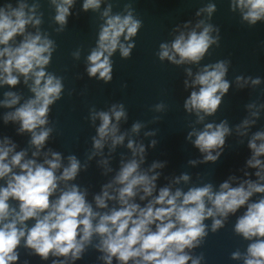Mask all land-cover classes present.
<instances>
[{"label":"clouds","instance_id":"1","mask_svg":"<svg viewBox=\"0 0 264 264\" xmlns=\"http://www.w3.org/2000/svg\"><path fill=\"white\" fill-rule=\"evenodd\" d=\"M101 2L84 0L83 10H99ZM52 3L56 8L55 21L61 26L57 31H63L74 0H60L59 3L52 0ZM125 8L127 14L124 15H111V4L102 12L101 18L105 22L100 27L96 48L87 57L89 77L108 83L112 80V55L119 50L123 58H130L135 43H123L121 37L124 41H132L142 27V21L133 16L130 5ZM231 8L233 11L238 8L243 21L249 26L264 21V0H232ZM35 10V5L29 8L23 0L16 8L11 4L0 7V45H3L0 48V85L14 87L23 76L26 85L29 80L32 81L29 88L33 93L32 98L15 107L21 96L6 92L0 106L15 110L5 114L4 122H18V132L31 133L30 145L36 149L31 154L33 158H26L27 150L15 151L16 145L7 137L0 141V180L6 181V186L0 187V264H16L19 259L17 250L22 241L23 247L31 249L43 260H48L50 255L64 258L54 259L52 264H69V261L79 260L89 246L103 254L98 259L104 264H113L114 258L117 264H201L204 253L194 257L190 250L200 247L208 236L209 226L204 222L211 219L210 231L216 233L224 227L228 216L242 207L246 210L238 217L234 232L250 243L245 253L238 250L232 252L231 259H242L243 264H264V196L250 202L254 194H264V161L261 159L264 157V132H256L248 141L252 156L246 163L247 167L257 169V181L244 180L236 187L225 181L218 191L213 190L211 183L191 187L187 191L163 187L154 197L155 181L160 174L149 175V172L164 167V164L154 162L147 171H142L140 165L145 148L129 140L127 148L132 151L133 158L126 162L122 160L113 180L103 185L101 193L94 196L96 209L107 211L95 210L86 199L87 191L68 183L76 179L82 168L75 155H69L64 166L62 155L49 149L44 153L43 162H37L35 157L41 155V149L53 132V128L46 127L50 106L61 99L64 85L62 77L45 71L55 50L54 42L39 32L35 35L26 33L28 25L35 27L41 23ZM215 11L216 5L209 4L197 15L207 12L211 18ZM201 27L199 32L195 29L187 34L181 32L171 45L160 44L159 59L176 65L198 64L210 46L219 45L220 39L219 28L206 24L204 20L196 24L197 29ZM213 31L217 33L215 37L211 35ZM17 36H22L23 40L12 47L9 42ZM74 55L78 58L79 53ZM227 63L220 61L205 66L191 82V86L198 90L191 91L184 108L189 113L195 112L198 122H202L205 116L214 115L222 97L229 91L230 84L225 80ZM187 74L193 75L190 69ZM236 79L239 84L243 78ZM259 83V78L252 79L253 85ZM189 86L185 81V87ZM155 107L161 111L164 105ZM247 107L251 109L254 105ZM251 115L255 117L258 113L252 112ZM90 118L93 123L98 119L100 124L96 128L97 135L92 138L94 151L88 159L102 154L109 141L110 151L124 143L126 134H118L119 122L127 118L123 104H113L109 111L93 109ZM253 123L254 120L245 119L237 126V131L247 129ZM141 127L137 122L131 131L138 133ZM229 134L227 122L222 121L215 125L208 123L202 131L189 132L187 139L192 140L195 136L192 142L205 154L203 162H215ZM240 134L245 135L246 132ZM155 144L156 141H152V146ZM99 163L105 166L106 172L112 171L107 167V159ZM189 163L194 165L197 161ZM83 167L86 169L87 165ZM189 179V175L182 174L175 179V183H187ZM138 195L141 201L148 197L152 199L142 207L135 202ZM54 196L55 199H52ZM10 201H17L18 207ZM108 201H115L118 206L109 208ZM29 221L34 223L29 226ZM94 238H98L97 243H93Z\"/></svg>","mask_w":264,"mask_h":264}]
</instances>
